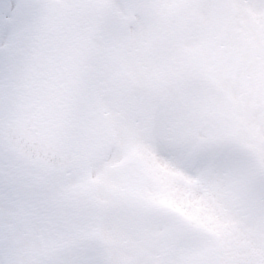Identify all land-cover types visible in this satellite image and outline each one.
<instances>
[{
  "label": "snow or ice",
  "instance_id": "snow-or-ice-1",
  "mask_svg": "<svg viewBox=\"0 0 264 264\" xmlns=\"http://www.w3.org/2000/svg\"><path fill=\"white\" fill-rule=\"evenodd\" d=\"M0 264H264V0H0Z\"/></svg>",
  "mask_w": 264,
  "mask_h": 264
}]
</instances>
